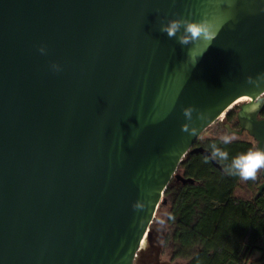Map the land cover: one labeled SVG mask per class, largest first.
Returning <instances> with one entry per match:
<instances>
[{
	"label": "water",
	"instance_id": "obj_1",
	"mask_svg": "<svg viewBox=\"0 0 264 264\" xmlns=\"http://www.w3.org/2000/svg\"><path fill=\"white\" fill-rule=\"evenodd\" d=\"M208 8L0 0V264H136L171 181L196 183L179 173L183 158L209 154L196 141L237 100L250 99L227 131L264 149V87L245 83L264 72V0H235L232 19L191 59L192 45L159 31ZM190 105L208 115L193 113L198 136L181 131Z\"/></svg>",
	"mask_w": 264,
	"mask_h": 264
},
{
	"label": "trees",
	"instance_id": "obj_2",
	"mask_svg": "<svg viewBox=\"0 0 264 264\" xmlns=\"http://www.w3.org/2000/svg\"><path fill=\"white\" fill-rule=\"evenodd\" d=\"M234 115L230 112L225 120L237 129ZM260 117L264 118V110ZM211 143L226 150L230 159L256 148L252 138L236 139L228 145L218 138H198L194 147L210 152ZM218 165L221 170L209 160L205 162L200 154H187L178 171L196 183L182 185L172 180L164 193L165 203H170L169 213L174 217L168 219L173 259H181L185 264H264V193L255 202L236 197L241 180L225 175L222 165ZM245 183L250 191L257 192L261 174L255 181ZM255 254L259 255L256 259Z\"/></svg>",
	"mask_w": 264,
	"mask_h": 264
},
{
	"label": "clouds",
	"instance_id": "obj_3",
	"mask_svg": "<svg viewBox=\"0 0 264 264\" xmlns=\"http://www.w3.org/2000/svg\"><path fill=\"white\" fill-rule=\"evenodd\" d=\"M209 8L206 9L200 16V19H189L185 17H177L168 19L166 22H161L159 31L165 33L168 38L175 39L181 46L192 45L188 50L189 58L193 57V52L201 44L205 45L204 51L216 39L223 24L229 19H232L231 9L235 5V0H208ZM224 5V8H221ZM191 15V14H189ZM38 51L41 54H46V48L40 46ZM53 71H60V65L51 64ZM245 83L252 86V90L261 89L264 87V72L257 73L255 77L249 75L245 77ZM260 107L259 103H253L246 108V111L252 113ZM195 112V120L207 121L208 115L193 106L184 107L182 114L185 118V123L181 125V131L189 135L198 136L200 130L194 125L193 113ZM251 125H249L250 127ZM235 139L232 134H225L220 137V142L224 145L231 144ZM210 152L205 157V162L208 160L215 161L222 165L223 172L227 176L238 177L241 181H255L258 174L264 171V149L249 148L245 152H241L236 156L229 158V153L217 143L209 145ZM134 209H141V205H133ZM169 220L174 217L169 213L167 214ZM161 228L165 225L163 218L156 221Z\"/></svg>",
	"mask_w": 264,
	"mask_h": 264
},
{
	"label": "rangeland",
	"instance_id": "obj_4",
	"mask_svg": "<svg viewBox=\"0 0 264 264\" xmlns=\"http://www.w3.org/2000/svg\"><path fill=\"white\" fill-rule=\"evenodd\" d=\"M238 108L235 106L233 107V112H237ZM225 122V119L223 117L222 121H217L216 123H214L212 126H210L209 128H207L201 135H200V139H204V138H218L220 139L221 136L225 135V134H232L229 133L225 128L223 123ZM231 128V127H230ZM234 135V134H232ZM235 139H241V140H249L251 141V137H249L247 135V133H243L242 135H234ZM257 191V190H256ZM256 192H252L250 191L247 187H246V183L245 181H241L240 185L238 187V189L235 191V196L240 198V199H245V200H251L253 199L254 195ZM170 212V203L168 201H166L165 204H163L160 209H158L157 213H156V217L153 221L152 227H159L160 225L156 222L157 219L163 218L165 220V225L167 230L169 231V233H171V229L168 228V218H167V214H169ZM161 227V226H160ZM167 251H173V249H168ZM256 256V254L254 255ZM255 259V258H254ZM162 260H168V255L166 256L164 254V256L162 257ZM174 264H185V261L181 260V259H173Z\"/></svg>",
	"mask_w": 264,
	"mask_h": 264
},
{
	"label": "flooded vegetation",
	"instance_id": "obj_5",
	"mask_svg": "<svg viewBox=\"0 0 264 264\" xmlns=\"http://www.w3.org/2000/svg\"><path fill=\"white\" fill-rule=\"evenodd\" d=\"M237 112L235 113L234 116H232V119L234 117L236 123H237ZM236 123H233V125L235 126ZM223 125L226 130H227L226 126L231 127V125L228 122H226V120L223 123ZM238 128L239 125H237V129ZM167 227L169 228V226ZM171 237L169 235V231L167 230L166 226H163L162 228L160 226L151 228L149 245H147V251L144 253V256L142 258L138 259L136 264H174L173 261L174 251L166 252V250L172 249L173 247ZM164 254L166 256L168 255L167 261L162 260Z\"/></svg>",
	"mask_w": 264,
	"mask_h": 264
},
{
	"label": "bare ground",
	"instance_id": "obj_6",
	"mask_svg": "<svg viewBox=\"0 0 264 264\" xmlns=\"http://www.w3.org/2000/svg\"><path fill=\"white\" fill-rule=\"evenodd\" d=\"M249 100H250V99L247 98V97H246V99H242L241 101H240V100H237V101L234 103L233 107H235V106H237V105H239V104H241V103L248 102ZM142 246H143V248H144L145 244H143Z\"/></svg>",
	"mask_w": 264,
	"mask_h": 264
},
{
	"label": "crops",
	"instance_id": "obj_7",
	"mask_svg": "<svg viewBox=\"0 0 264 264\" xmlns=\"http://www.w3.org/2000/svg\"><path fill=\"white\" fill-rule=\"evenodd\" d=\"M259 257V255L258 254H256V256H254V258L256 259V258H258Z\"/></svg>",
	"mask_w": 264,
	"mask_h": 264
}]
</instances>
